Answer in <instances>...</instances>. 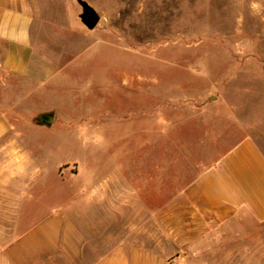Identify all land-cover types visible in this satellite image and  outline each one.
Wrapping results in <instances>:
<instances>
[{
	"label": "rangeland",
	"instance_id": "1",
	"mask_svg": "<svg viewBox=\"0 0 264 264\" xmlns=\"http://www.w3.org/2000/svg\"><path fill=\"white\" fill-rule=\"evenodd\" d=\"M85 1L99 15L96 33L64 72L79 86L48 100L85 119L54 113L44 126L10 115L18 171L26 164L36 176L29 191L40 189L53 206L123 166L129 184L111 190L115 206L130 211L132 240L177 264L186 249L166 212L186 210V188L242 139L264 151V0ZM42 5L61 16L83 12L78 0ZM26 84L0 71V114L25 117L15 101ZM89 170L96 178L84 175ZM206 226L216 264H264V222L233 238L220 222Z\"/></svg>",
	"mask_w": 264,
	"mask_h": 264
},
{
	"label": "crops",
	"instance_id": "2",
	"mask_svg": "<svg viewBox=\"0 0 264 264\" xmlns=\"http://www.w3.org/2000/svg\"><path fill=\"white\" fill-rule=\"evenodd\" d=\"M95 33V27L78 17L51 14L42 0H0V71L26 79L24 95L15 104H24L28 111L20 118L16 113L0 114V264H167L148 253L141 240H132L130 211L115 206L112 186L129 184L123 166L120 172L98 177L77 198L53 206V199L40 189L29 191L36 176L26 164L17 168L19 145L6 123L10 115L34 120L54 112L64 120L85 119L48 100L65 96L68 86H79L74 74L64 72L90 46ZM91 117L97 118L93 112ZM95 171L84 175H97ZM80 205L90 210L81 211ZM183 205L186 210L173 207L166 212L179 248L186 249L176 263L216 264L209 253L213 246L208 219L220 222L231 238L236 233L251 235L264 222V151L259 144L246 137L234 145L186 188Z\"/></svg>",
	"mask_w": 264,
	"mask_h": 264
},
{
	"label": "water",
	"instance_id": "3",
	"mask_svg": "<svg viewBox=\"0 0 264 264\" xmlns=\"http://www.w3.org/2000/svg\"><path fill=\"white\" fill-rule=\"evenodd\" d=\"M78 2L83 9V12L80 14L82 22L89 28H94L99 21V15L87 1L78 0ZM37 120H39L41 124L51 125L54 120V112L41 113L37 116Z\"/></svg>",
	"mask_w": 264,
	"mask_h": 264
}]
</instances>
